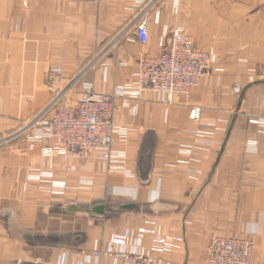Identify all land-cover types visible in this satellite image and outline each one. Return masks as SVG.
Returning <instances> with one entry per match:
<instances>
[{
  "label": "crops",
  "instance_id": "0c3cea01",
  "mask_svg": "<svg viewBox=\"0 0 264 264\" xmlns=\"http://www.w3.org/2000/svg\"><path fill=\"white\" fill-rule=\"evenodd\" d=\"M136 2L0 0V135L48 102L50 68L75 75ZM148 28L147 45L130 31L90 74L97 93L136 82L141 58L164 54L172 29L211 55V75L172 102L155 92L118 100L126 138L109 161L72 159V174L57 170L59 157L49 169L43 144L0 148V264H120L122 253L210 264L216 232L257 238L264 264V0H165Z\"/></svg>",
  "mask_w": 264,
  "mask_h": 264
},
{
  "label": "built area",
  "instance_id": "2783aa9c",
  "mask_svg": "<svg viewBox=\"0 0 264 264\" xmlns=\"http://www.w3.org/2000/svg\"><path fill=\"white\" fill-rule=\"evenodd\" d=\"M84 1L100 4L107 0ZM164 1L137 0L127 24L71 78L65 79L61 68H50L47 73L51 83L50 99L15 130L0 135V148L43 144L49 169H57L55 158L59 157L61 166L57 170L69 175L75 172L72 159L86 160L95 153L109 161L119 143L118 136L126 138L129 129L121 127L115 117L118 100L126 95L138 98L145 92H155L172 102L177 95L191 94L211 75L213 60L208 52L197 49L193 37L181 29L171 30L170 44L164 54L141 58L136 82L106 94L97 93L88 82L90 74L128 40L130 31L136 32L141 45L149 43V20ZM80 89L79 98L73 100ZM202 118V108L191 109L193 123L201 124ZM258 244L255 237L242 238L216 232L207 245L209 263L255 264ZM93 256L101 261L109 253L95 251ZM119 257L120 264H168L138 253H122Z\"/></svg>",
  "mask_w": 264,
  "mask_h": 264
}]
</instances>
